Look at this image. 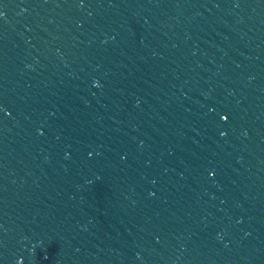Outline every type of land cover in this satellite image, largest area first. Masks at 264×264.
<instances>
[{
  "label": "water",
  "instance_id": "obj_1",
  "mask_svg": "<svg viewBox=\"0 0 264 264\" xmlns=\"http://www.w3.org/2000/svg\"><path fill=\"white\" fill-rule=\"evenodd\" d=\"M0 264H264V0H0Z\"/></svg>",
  "mask_w": 264,
  "mask_h": 264
}]
</instances>
